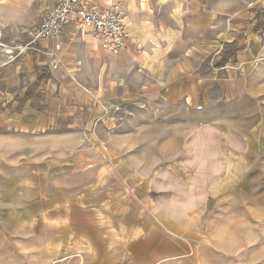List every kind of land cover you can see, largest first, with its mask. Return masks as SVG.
<instances>
[{
    "label": "crops",
    "instance_id": "1",
    "mask_svg": "<svg viewBox=\"0 0 264 264\" xmlns=\"http://www.w3.org/2000/svg\"><path fill=\"white\" fill-rule=\"evenodd\" d=\"M114 1L119 54L89 28L27 46L56 0H0V46L28 48L0 59V222L76 264H238L209 215L250 193L264 151V114L248 105L264 0ZM93 100L92 118L150 103L196 122L185 144L147 156L86 118Z\"/></svg>",
    "mask_w": 264,
    "mask_h": 264
},
{
    "label": "rangeland",
    "instance_id": "2",
    "mask_svg": "<svg viewBox=\"0 0 264 264\" xmlns=\"http://www.w3.org/2000/svg\"><path fill=\"white\" fill-rule=\"evenodd\" d=\"M258 35L264 39V27ZM1 41L15 46L3 38ZM4 49L5 47L0 46V59L4 62H15L23 54L14 48L12 54L5 55ZM250 83L251 101L248 105L254 107L255 115H263L264 52L251 73ZM131 107L128 108L131 114L120 120L113 130H109V125H100L117 135L128 134L130 151L140 144L142 152L147 156L158 153V149L163 146L173 150L185 144L189 138V127L196 122L189 112L161 107L158 104L144 103ZM230 173L233 175L232 168ZM251 173L253 187L250 193L246 197L223 200L220 204L221 214L209 215L210 222L216 219L214 225L218 226L223 241L230 240L236 244L238 264H264V151L260 163L252 168ZM55 251L53 247L40 246L35 235H23L21 225L15 221L0 222V264H76L66 261L63 254Z\"/></svg>",
    "mask_w": 264,
    "mask_h": 264
},
{
    "label": "built area",
    "instance_id": "3",
    "mask_svg": "<svg viewBox=\"0 0 264 264\" xmlns=\"http://www.w3.org/2000/svg\"><path fill=\"white\" fill-rule=\"evenodd\" d=\"M124 11L119 2L111 0L108 7L93 5L86 0H56L44 10L35 24L26 31L29 37L28 45L48 40L63 38L64 33L70 29L76 35L82 28H89L99 41L101 48L111 54H119L125 49L128 32L123 22ZM32 48V47H29ZM28 48H20L26 52ZM59 60L56 59L52 68L55 69ZM96 102H92L87 119H93L94 125H109L113 130L119 125L120 120L130 115L127 104L123 102L111 103L109 108H102V114L93 116L92 109ZM196 109H200L197 106Z\"/></svg>",
    "mask_w": 264,
    "mask_h": 264
},
{
    "label": "bare ground",
    "instance_id": "4",
    "mask_svg": "<svg viewBox=\"0 0 264 264\" xmlns=\"http://www.w3.org/2000/svg\"><path fill=\"white\" fill-rule=\"evenodd\" d=\"M14 48H16V47H14ZM13 48V49H14ZM9 51H11V50H9V49H4V54H6V55H10V54H12L11 52H9ZM13 51V50H12Z\"/></svg>",
    "mask_w": 264,
    "mask_h": 264
}]
</instances>
